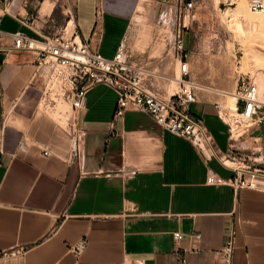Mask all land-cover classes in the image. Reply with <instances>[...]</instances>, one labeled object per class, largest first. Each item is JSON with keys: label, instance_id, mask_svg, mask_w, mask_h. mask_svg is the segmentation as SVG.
<instances>
[{"label": "crops", "instance_id": "0c3cea01", "mask_svg": "<svg viewBox=\"0 0 264 264\" xmlns=\"http://www.w3.org/2000/svg\"><path fill=\"white\" fill-rule=\"evenodd\" d=\"M45 1L37 7L36 0H13V12L0 19L13 26L0 31L38 38L20 18L34 9L40 19L65 16L57 0H48L51 7L42 14ZM69 1L78 36L90 49L112 58L120 41L128 46L127 32L143 0ZM3 42L11 47L10 38ZM186 50L189 80L218 83L223 68L210 77L199 55ZM38 62L32 50L0 52V264H72L76 256L68 245L80 239H86L78 256L83 264H223L217 252L232 224L231 264H264V180L234 191L230 170L206 160L187 138L162 129L146 112L114 118L117 95L104 85L86 94L73 156L68 119L61 126L42 103V81L34 77ZM209 90L193 87L189 109L224 151L227 127ZM211 174L215 182L208 183Z\"/></svg>", "mask_w": 264, "mask_h": 264}, {"label": "built area", "instance_id": "2783aa9c", "mask_svg": "<svg viewBox=\"0 0 264 264\" xmlns=\"http://www.w3.org/2000/svg\"><path fill=\"white\" fill-rule=\"evenodd\" d=\"M0 1L1 19L4 13L13 12V0ZM177 6L178 15H182L183 20L182 25L178 24L173 30L172 47L180 66V88L168 97L147 88L139 75L132 71L124 40L120 41L112 58H105L82 42L74 28L69 38L65 39L63 35L74 16L68 8L65 11L67 21L64 27L56 26L50 16L41 23V27H36L35 22L41 21L37 10L28 12L26 18L20 19L25 26L33 27L39 37L32 38L22 32L4 34L0 31V52L32 50L37 53L39 69L34 77L42 81V103L52 107L62 102L69 105L68 134L70 153L73 156L79 152L82 133L78 120L86 107V94L93 86L104 85L112 88L117 95L114 118L123 117L128 110H142L162 129L187 138L206 160L215 159L222 167L230 170L232 174L228 183L234 191L254 187L259 180H264V167L252 165H264V100L258 96L254 77H237L232 94L234 104H215L219 119L227 127V149L219 151L204 120L192 114L189 109V105L196 99L193 87L199 86L189 80L185 48L184 30L188 27L184 21L193 8V0H178ZM248 8L253 13H260L264 10V3L262 0H250ZM77 37L79 42L76 41ZM5 38L11 39V47L3 42ZM214 177L213 174L209 175L207 182H215ZM174 237L180 239L182 235L176 232ZM235 239L236 226L232 224L217 252L219 262L232 263ZM85 246L86 239L68 245V251L76 256L72 264H83L78 256Z\"/></svg>", "mask_w": 264, "mask_h": 264}, {"label": "rangeland", "instance_id": "374dc122", "mask_svg": "<svg viewBox=\"0 0 264 264\" xmlns=\"http://www.w3.org/2000/svg\"><path fill=\"white\" fill-rule=\"evenodd\" d=\"M36 1L38 3L37 7H39L43 0ZM249 1L244 0L245 7L243 9L236 0H193V8L189 11V16L184 21L188 27L184 30L185 48L188 51L197 53L201 58L202 64H209L212 59L219 58V56V59L224 60L225 58L228 62L220 70V74L215 79L219 81L218 83L198 84L204 87L205 90L209 87L232 93L236 87L237 77H242V75L254 77L259 90H264V64L258 63L257 65V63H254L253 65H248L250 67L242 65V42H244L245 38L248 39V35L251 42L253 38L247 32L257 29L254 31L257 38H253L256 44L254 40V44H251L256 49L261 46L262 48L258 50L263 49L261 51L264 52V35L262 37L257 36L259 34V27L256 25L252 31L251 29L248 30L244 21L243 11L245 10H248L251 15L261 14L253 13L249 10ZM177 2L178 0H170L164 3L143 0L137 8V12L133 16L127 32L129 39L128 46L125 44L128 50L127 60L134 67V70L139 71V73L135 71V74L139 75L147 88L163 97L172 95V92L176 93L180 88L179 83L176 89L172 88L170 82L176 72L178 74L181 73L179 61L174 56L172 47L173 30L178 24L182 25L183 20L182 15H178ZM262 2L264 3V0ZM56 5L63 7L65 11L68 8L73 12V6L69 0H57ZM63 8L61 9L63 10ZM239 8L242 9L240 13L237 11ZM40 16H42L41 13ZM50 18H53L55 25L60 27H64L67 21L66 16L61 14L50 16ZM45 19L47 18L42 16L41 21H39V24L36 23V25L39 27L40 23ZM12 26L11 22L4 20L0 22V30H3V27ZM73 28L78 33L74 21L73 27L67 28L63 35L65 39L69 38ZM245 29H247V32ZM243 34L246 35L244 36ZM248 41L250 43V40ZM261 42L262 44L260 45ZM200 75H202V72ZM209 91L216 93L220 106L226 105L224 103L226 97L222 92ZM46 109L55 121L63 127L66 126V118L68 119L67 111L69 109L68 103H58L55 107L47 106ZM39 110H42V108L40 107ZM58 110H61V112L59 113Z\"/></svg>", "mask_w": 264, "mask_h": 264}, {"label": "bare ground", "instance_id": "6f19581e", "mask_svg": "<svg viewBox=\"0 0 264 264\" xmlns=\"http://www.w3.org/2000/svg\"><path fill=\"white\" fill-rule=\"evenodd\" d=\"M238 3H239V5H240V7L241 8H243L244 9V0H236ZM50 7H51V4L49 3V1L48 0H46L45 2H44V4H43V6H42V10H41V12H42V14H46V13H48V11H49V9H50ZM241 8H239L237 11L240 13V12H242V9ZM236 13V12H235ZM261 14L260 15H254V14H249V12H248V10H245V11H243V14H244V21H245V24H246V26H247V29L248 30H250L251 29V31H252V29H254L255 27H256V25L259 27L258 28V33L259 34H257V36H260V37H262V35H264V30H263V28H264V10L262 11V12H260ZM73 27V20H70L69 21V23H68V26H67V28H72ZM247 29H245L246 30V32H247ZM257 29H254L252 32H247L248 34L250 33L251 35V37H253V38H257L256 37V33L254 32V31H256ZM241 33V32H240ZM244 33V32H243ZM247 34V35H248ZM244 35V34H243ZM243 35H240V36H243ZM246 35V34H245ZM244 35V36H245ZM243 36V37H244ZM241 39H242V37H240ZM250 37H249V35H248V39H244V42H242L243 43V56H242V65H245V66H247V67H250V66H248V65H253L254 63H257V65H258V63H260V64H264V52H262L261 50H263V49H260V50H258L259 48H262L260 45L262 44V42L260 43V47H258V49H256L255 47H254V43H255V39H253L252 38V42H251V39H249ZM261 39V38H260ZM76 40H77V42H79V38L77 37L76 38ZM248 40H250V43H249V41ZM253 40H254V43H253ZM251 43H253V44H251ZM258 43V42H257ZM256 44V43H255ZM217 57V56H216ZM219 58H220V56H219ZM219 58H214V59H212L210 62H209V64L208 63H206V67H207V75L208 76H210V77H213V76H216V75H218L217 74V69H220V68H223L224 66H226V63H228L227 62V60L224 58V60H222V59H219ZM251 67H254V66H251ZM263 67H264V65H263ZM180 69V68H179ZM252 69V68H251ZM255 70V69H254ZM264 71V70H263ZM262 71V72H263ZM260 74V73H259ZM180 76V74H178V72H176L175 73V75H174V77L173 78H171V80H170V82H171V84H172V88H174V89H176L177 88V85H178V83H179V76ZM264 78V77H263ZM258 83V82H257ZM260 85V84H259ZM257 87H258V85H257ZM214 90V89H213ZM216 91H218V92H222L223 93V95L226 97L224 100V103L226 104V105H228V106H232L233 104H234V101H235V99H234V96L232 95L233 94V92L232 93H230V92H225V91H222V90H217L216 89ZM264 92V90H259V88H258V96H259V98L260 99H263L264 100V94H262V93ZM175 93V92H174ZM172 94H173V92H172ZM58 112L60 113L61 112V110H58Z\"/></svg>", "mask_w": 264, "mask_h": 264}, {"label": "water", "instance_id": "95a60500", "mask_svg": "<svg viewBox=\"0 0 264 264\" xmlns=\"http://www.w3.org/2000/svg\"><path fill=\"white\" fill-rule=\"evenodd\" d=\"M256 134H258V133H254V135H256ZM262 134L264 135V131L262 132Z\"/></svg>", "mask_w": 264, "mask_h": 264}]
</instances>
